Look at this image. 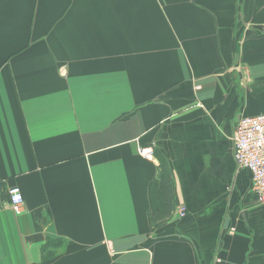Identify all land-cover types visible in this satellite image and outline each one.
I'll return each instance as SVG.
<instances>
[{
  "label": "crops",
  "instance_id": "obj_1",
  "mask_svg": "<svg viewBox=\"0 0 264 264\" xmlns=\"http://www.w3.org/2000/svg\"><path fill=\"white\" fill-rule=\"evenodd\" d=\"M261 113L264 0H0V264H264Z\"/></svg>",
  "mask_w": 264,
  "mask_h": 264
},
{
  "label": "built area",
  "instance_id": "obj_2",
  "mask_svg": "<svg viewBox=\"0 0 264 264\" xmlns=\"http://www.w3.org/2000/svg\"><path fill=\"white\" fill-rule=\"evenodd\" d=\"M234 158L238 169H246L252 175V190L257 202L264 205V113L255 116L241 115L234 132ZM137 151L144 158L155 155L153 146H138ZM8 204L16 215L25 212V199L19 186L7 190ZM187 207L180 205L179 214L184 216Z\"/></svg>",
  "mask_w": 264,
  "mask_h": 264
},
{
  "label": "trees",
  "instance_id": "obj_3",
  "mask_svg": "<svg viewBox=\"0 0 264 264\" xmlns=\"http://www.w3.org/2000/svg\"><path fill=\"white\" fill-rule=\"evenodd\" d=\"M162 174L164 175V180H163V186H162V202H163V209L166 211L165 213H168L167 210H169V204H170V189H171V184H170V177L169 173L167 171V165L162 163ZM61 240H52L50 239L46 245L43 248V254L45 255L47 253L48 247H56L57 245H62Z\"/></svg>",
  "mask_w": 264,
  "mask_h": 264
},
{
  "label": "water",
  "instance_id": "obj_4",
  "mask_svg": "<svg viewBox=\"0 0 264 264\" xmlns=\"http://www.w3.org/2000/svg\"><path fill=\"white\" fill-rule=\"evenodd\" d=\"M250 177L252 178L251 172L249 171Z\"/></svg>",
  "mask_w": 264,
  "mask_h": 264
}]
</instances>
